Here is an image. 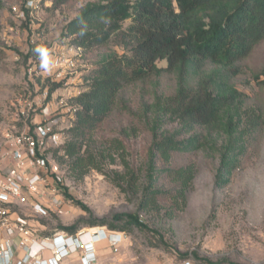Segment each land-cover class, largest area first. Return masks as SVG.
<instances>
[{"label":"trees","instance_id":"trees-1","mask_svg":"<svg viewBox=\"0 0 264 264\" xmlns=\"http://www.w3.org/2000/svg\"><path fill=\"white\" fill-rule=\"evenodd\" d=\"M62 35L85 50L119 37L123 52L103 53L86 75L88 90L75 99L79 108L63 156L81 177L100 168L98 153L85 146L110 117H125L122 137L145 132L150 138L141 174L126 163V173L113 180L139 194V210L163 200L171 213L186 205L197 165L191 158L176 163L177 155L215 157V184L223 187L259 146L264 101L242 91L237 81L264 42V0H95L80 9ZM261 75L263 69L255 73L259 80ZM137 89L140 97L129 99ZM111 146L125 148L121 137L112 138ZM89 224L122 233L146 227L135 213ZM60 228L77 233V224Z\"/></svg>","mask_w":264,"mask_h":264},{"label":"rangeland","instance_id":"rangeland-1","mask_svg":"<svg viewBox=\"0 0 264 264\" xmlns=\"http://www.w3.org/2000/svg\"><path fill=\"white\" fill-rule=\"evenodd\" d=\"M90 1L95 0H41L30 17L21 12L24 0H2L0 169L7 171L12 166L5 153L11 138L21 132L48 123L64 140L61 144L48 142L41 153L47 161L46 173L33 169L45 178L42 202L49 205L54 199L63 212L58 213L51 206L46 215L37 214L33 202L38 196L26 191L29 199L11 206V213L36 229L39 237L63 231L60 225L77 224V231H84L104 226L90 225L93 220L111 219L118 213L137 214L146 227H134L124 233L118 249L103 243L97 264H178L189 255L200 264H264V135L223 187L215 184V157L204 153L189 158L177 155L176 163L193 159L197 172L186 205L174 213L169 212L166 200L153 208L139 210V194L133 193L126 182L119 187L113 181L126 173V163L141 174L150 142L145 132L122 137L119 129L127 124L125 117L118 114L110 117L94 133L90 145L85 146L98 153L100 168H90L81 177L71 168L70 159L63 156V147L71 138L68 129L76 120L72 110L75 99L88 90L86 75L96 67L103 53L123 52L117 36L105 47L85 50L77 47L72 37L62 35L65 25ZM16 7L20 12L14 11ZM128 24L124 23V28ZM37 48L44 50L47 68L41 67ZM60 54L71 59L72 67L64 69L54 80L49 76L51 71L54 75L53 70H48L49 64L53 56ZM158 65L165 67L166 61L160 60ZM262 69L264 42L248 59L237 81L242 91L264 101L261 82L264 75L260 80L255 77ZM58 72L55 70L54 76ZM136 91L129 99L136 101L140 97ZM115 137L123 140V151L111 146ZM103 151L105 154L101 155Z\"/></svg>","mask_w":264,"mask_h":264},{"label":"built area","instance_id":"built-area-1","mask_svg":"<svg viewBox=\"0 0 264 264\" xmlns=\"http://www.w3.org/2000/svg\"><path fill=\"white\" fill-rule=\"evenodd\" d=\"M40 3L41 0H24L22 14L27 13L33 17ZM14 11L20 12V9L16 7ZM70 61L62 54L53 56L48 70H53L54 75L55 70L59 72L54 76L51 71L49 76L54 80L60 77L64 69L72 67ZM78 108L76 105L72 110L76 113ZM48 142H64L63 136L55 132L48 123L39 124L32 131L21 132L10 140L5 155L11 160L12 166L7 171L0 169V264H62V259L77 253L80 254L81 264H97L98 244L107 242L118 249L124 233L110 231L107 226H95L75 234L58 231L53 235L39 237L36 229L11 213V206L26 203L29 199L27 192L38 196L33 202V209L37 214L46 215L52 209L51 206L54 211L63 212V208L55 204L54 199L49 205L42 202L40 198L46 193L42 189L45 178L39 171L33 170L47 172V161L41 153ZM46 250L51 252L49 256L44 255ZM178 264L200 263L189 255Z\"/></svg>","mask_w":264,"mask_h":264},{"label":"crops","instance_id":"crops-1","mask_svg":"<svg viewBox=\"0 0 264 264\" xmlns=\"http://www.w3.org/2000/svg\"><path fill=\"white\" fill-rule=\"evenodd\" d=\"M103 243H106V242H101L98 245V255H99V249L103 248ZM50 254H51V252L49 250H46L44 252L45 256H49ZM62 264H81L80 263V254L79 253L73 254L67 258L62 259Z\"/></svg>","mask_w":264,"mask_h":264},{"label":"clouds","instance_id":"clouds-1","mask_svg":"<svg viewBox=\"0 0 264 264\" xmlns=\"http://www.w3.org/2000/svg\"><path fill=\"white\" fill-rule=\"evenodd\" d=\"M35 51L39 54V57L41 59V67L42 68H47V61L45 59L44 50L42 48H37Z\"/></svg>","mask_w":264,"mask_h":264}]
</instances>
